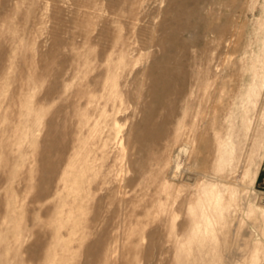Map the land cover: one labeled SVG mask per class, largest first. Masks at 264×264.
Returning <instances> with one entry per match:
<instances>
[{"label": "rangeland", "instance_id": "obj_1", "mask_svg": "<svg viewBox=\"0 0 264 264\" xmlns=\"http://www.w3.org/2000/svg\"><path fill=\"white\" fill-rule=\"evenodd\" d=\"M156 64L191 78L154 177L131 168L143 113L121 102L88 181V99L144 93ZM0 264H264V0H0Z\"/></svg>", "mask_w": 264, "mask_h": 264}, {"label": "bare ground", "instance_id": "obj_2", "mask_svg": "<svg viewBox=\"0 0 264 264\" xmlns=\"http://www.w3.org/2000/svg\"><path fill=\"white\" fill-rule=\"evenodd\" d=\"M190 16H192L190 13L186 14V19H190ZM176 26L177 25H175L174 28ZM186 29L189 31L192 30V32H194V39L198 38L199 34H197L198 32L195 31L194 27L190 26L189 24L187 25ZM222 29H224V27L218 26L211 30L220 31ZM176 35L177 37L174 39L183 42V44L189 43L187 41L188 38H186L187 40L182 39L179 33L177 34V31ZM187 63L188 65L191 64L189 60ZM148 73L150 75V80L144 93L132 90L131 86L133 87L138 84V79L136 78L134 81H127V83L124 84V88H122L120 91H112L114 92V95L110 97L108 102H102L99 100L98 103H96L97 108L95 109L92 108L94 106H91L95 103L94 99H88L87 103L89 107L86 108V118L83 120L82 126L84 128L89 127V130H91L92 120L97 118V126L100 127V131L96 132L98 133L96 136L93 138L88 137L87 141H85L87 144V155L85 157L86 173L84 174V177L86 175L88 181H92L93 177L98 178L100 175L105 174L107 169L105 166L106 149L109 145L108 140L111 139L110 131L113 129V126L118 125L119 118H103V115H105L107 111L109 112V110L111 111L117 109V105L121 102L132 105L135 109L139 108L143 113V121L138 124L140 133L136 131L131 137V145L136 148L137 154L135 159L130 160L131 168L140 177H145V180L148 184L154 177L151 175L150 169L154 164L157 163V159L161 158V155L163 154L162 149H166V147H168L167 141H169L174 111L179 107H182L185 110V113H187L190 106V103L186 97L190 87L189 83L191 73L186 71L181 65L176 67H161L157 64L152 66L151 69L148 70ZM198 77L200 83L199 85L203 86L207 81L206 77H201L200 75H198ZM96 85H98V82ZM227 96L228 83L224 80L221 84V89H216L209 96L212 104L210 109H207L206 112H215V110L218 109V106L220 107V105L222 106V104L225 103ZM108 107H110L109 110H107ZM203 112H205L204 107H202L201 110V113ZM213 117L216 119L218 114H214L212 119L208 118L205 121L204 131H199L195 134V140L198 143V161H196L198 163L200 160L207 159L211 155V149L208 146L210 140L207 126H209V124L212 122ZM180 152L187 153L188 148H182ZM176 163L178 164V162ZM58 166L59 162L54 161L53 164L49 165V169L50 171H54L58 168ZM170 170L171 174H173V168ZM203 171L206 173V168ZM105 183L106 180L98 181V189H101ZM134 183L135 182L133 180H130V187L133 186ZM193 198L195 199V197H192V199Z\"/></svg>", "mask_w": 264, "mask_h": 264}]
</instances>
